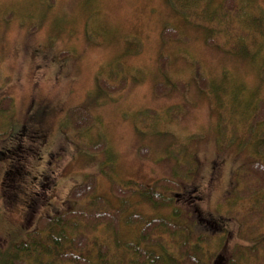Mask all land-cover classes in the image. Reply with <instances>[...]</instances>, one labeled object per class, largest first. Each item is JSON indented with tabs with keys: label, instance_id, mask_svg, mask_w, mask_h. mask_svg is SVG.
Instances as JSON below:
<instances>
[{
	"label": "rangeland",
	"instance_id": "1",
	"mask_svg": "<svg viewBox=\"0 0 264 264\" xmlns=\"http://www.w3.org/2000/svg\"><path fill=\"white\" fill-rule=\"evenodd\" d=\"M198 2L188 16L191 0H0V101L9 98L0 111V264L38 217L72 206L67 195L88 174L116 211L120 202L102 171L109 166L112 178L179 184L170 206L128 197L121 244L140 228L124 223L130 213L187 227L172 237L174 247L188 229L193 243L201 230L210 233L212 251L227 235L224 259L236 243L264 236V210L256 205L264 203L263 187L229 205L238 166L264 162V0L243 11L236 2L231 9L224 0ZM248 14L261 19L250 23ZM169 27L178 36L164 35ZM79 106L90 119L75 126ZM32 128L46 136L32 140ZM16 166L23 174L11 179ZM192 187L197 196L188 202ZM235 212L243 213V236ZM196 213L223 215L227 233L208 230ZM95 232L121 256L109 230ZM261 250L255 264H264V242Z\"/></svg>",
	"mask_w": 264,
	"mask_h": 264
},
{
	"label": "trees",
	"instance_id": "2",
	"mask_svg": "<svg viewBox=\"0 0 264 264\" xmlns=\"http://www.w3.org/2000/svg\"><path fill=\"white\" fill-rule=\"evenodd\" d=\"M179 1L182 2L181 4L184 2L188 4L189 0ZM252 1L224 0L222 4L223 8L231 9L234 2H236L238 6L240 5L239 10L241 11L242 9L243 11V4H250ZM194 3H196L194 7H188V16L195 14L190 13V11H195L200 2L191 0V4ZM206 4L208 5L209 2L204 5L206 6ZM184 10L187 11L186 7H184ZM248 15L250 23L255 19H261V17ZM261 23L262 21L259 22V24ZM163 34L172 37L178 36L175 29L171 27L164 29ZM261 74L264 75V65L261 69ZM198 77L202 80L200 76ZM102 83L105 84V81ZM8 99L7 97L1 99V112H5V107L9 105ZM262 105L261 108L264 111V102ZM78 110H80V113L76 115L75 120L81 117V119L79 118L80 123L76 121H72V123L75 126L88 123L90 117L87 109L79 106L73 111ZM69 115L73 119V114ZM255 134L259 136V129ZM258 143L259 141L257 145ZM259 145V148H262L264 142ZM100 146L98 144V147ZM13 150L17 151V148H13ZM2 154L0 152V158ZM1 166L2 169H5L0 162V177L1 175L4 176ZM109 167L103 168L102 171L108 173V177L111 178L112 193L120 202V206L115 208L116 211L107 208L106 199L96 194L95 176L88 174L82 183L72 187L68 193L67 200L72 203V206L63 211L60 209L54 215L49 214L38 217L36 227L28 232L27 239L12 245L13 252L11 253L13 255L12 257L10 256L5 264H255L259 262L264 236L246 239L247 243H236L232 252L224 259L220 249L224 246V242L227 241V235L219 238L216 244L218 246L221 240L219 251H215L217 246L212 251L207 246V243L213 240L210 233L201 230L200 234L196 236V242L193 243L188 229L185 240L174 247V245H171L172 237L180 232L187 231V227L177 223L172 218L163 216L145 218L139 213H130L126 217V221L124 219V223L129 225L139 224L140 228L133 238L127 239L121 244L119 239L121 230L120 218L122 216L121 213L128 208V197L139 194L156 206H170L175 201L174 194L179 190V184L175 179L168 177L158 178L148 185L140 184L132 179L112 178V172ZM19 169V166L11 169V179L19 175ZM242 184H250L251 186L254 184V186L246 187L239 192V186ZM262 187L264 188V162L260 159L243 162L237 168V182L234 184L233 191H231L229 196V205L235 207L237 201L242 199L241 197L252 195ZM188 191V202H191V198L194 195L197 196V189L192 187ZM191 192L192 195H190ZM232 193L234 194L233 196ZM253 202L256 203V200ZM256 205H258L257 209L259 211L264 210V203L260 204L259 201ZM252 209L254 208L250 207V214ZM177 214L178 212L174 211V215ZM242 214L235 212L239 220V236H243L242 231L244 229L243 219H241ZM222 218H224L223 215L213 217L212 215L204 216L201 213L194 214L196 222L203 223L208 230H214L215 232L221 230L226 232L227 227H221L223 220L220 221V219ZM225 218L226 220L228 219V217ZM101 227H105L112 233L116 248L121 244V256L116 257L112 248L106 244L102 237L96 234L95 231L101 229ZM110 233L108 235H111ZM161 233H164L165 236L160 235Z\"/></svg>",
	"mask_w": 264,
	"mask_h": 264
},
{
	"label": "flooded vegetation",
	"instance_id": "3",
	"mask_svg": "<svg viewBox=\"0 0 264 264\" xmlns=\"http://www.w3.org/2000/svg\"><path fill=\"white\" fill-rule=\"evenodd\" d=\"M33 118H34L35 121H37L36 116H34ZM34 120H33V122H34ZM43 132H44V130L41 129V128H32V131L30 133V137L33 136L32 140L35 139L34 137L41 139L43 136H46V133H43ZM20 170H21V167H20V169L18 171L19 175L16 177V179H19L21 177V175L23 174V171L20 172ZM186 197L187 196L184 195L185 199H187Z\"/></svg>",
	"mask_w": 264,
	"mask_h": 264
}]
</instances>
